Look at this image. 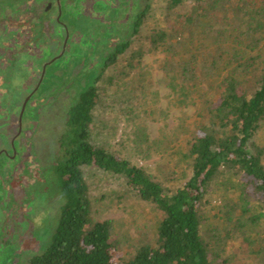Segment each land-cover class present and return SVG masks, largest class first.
Returning <instances> with one entry per match:
<instances>
[{
	"label": "trees",
	"instance_id": "obj_1",
	"mask_svg": "<svg viewBox=\"0 0 264 264\" xmlns=\"http://www.w3.org/2000/svg\"><path fill=\"white\" fill-rule=\"evenodd\" d=\"M36 1L38 7L29 0L34 12L25 5L18 8L23 16L37 17L39 11L40 15L45 12L39 7L44 0ZM15 12L0 15L8 23L3 29L0 25V41L8 29L16 27V20L19 27L30 23L16 19ZM148 13L146 7L137 15L130 40L99 58L102 72L79 91L68 108L56 161L46 171L62 198L58 218L49 239L26 264H232L230 256L222 258L213 244L204 241L201 230L207 194L225 171L244 178L243 190L258 199L263 211L247 221H234L232 213L226 212V232L233 240L247 243L256 264H264V246L259 250L264 238L255 228L264 220L263 148L255 144L264 122V0H167L164 26L149 28L143 37ZM193 29L199 30L198 34ZM15 32L7 34L13 38ZM39 36L44 42L45 33L36 40ZM137 40L139 46L148 43L165 53L160 66L163 75L172 79L169 85L199 92L204 104L206 115L199 114L204 121H199L200 129L187 138L183 157L190 172L180 186L155 179L143 166L93 141L100 99L96 82L101 81L106 67L115 68L122 58L123 71L135 67V61L143 56L140 47H132ZM113 72V79L119 80ZM113 79L105 84H116ZM87 168L118 176L132 195L163 213L154 244L140 245L128 255L116 254L110 240L112 221L93 216ZM243 200L246 203L247 199ZM0 202L6 201L1 198ZM228 206L231 211L236 208L232 203ZM245 211L249 208L242 206L241 212Z\"/></svg>",
	"mask_w": 264,
	"mask_h": 264
},
{
	"label": "rangeland",
	"instance_id": "obj_2",
	"mask_svg": "<svg viewBox=\"0 0 264 264\" xmlns=\"http://www.w3.org/2000/svg\"><path fill=\"white\" fill-rule=\"evenodd\" d=\"M26 1L0 0V15H12L16 11L18 13L15 12L13 16L18 15L16 19L26 21L29 16L27 14V16H23L21 9H18L23 8ZM65 1L73 2L79 6V13L73 12V16L79 22L78 25L85 26L82 28L83 32L88 29L91 30L92 26L97 25L98 20H102L100 21V30L97 34L93 33L94 35L91 37L94 40L92 47L95 48V52L92 53V50L89 49L87 54L79 57L80 47L87 45L88 36L80 32L74 37H77L78 41L74 39L76 42L72 43L73 57L69 58V74H67L68 78L73 80L64 84L51 99L39 101L40 106L38 108H36L37 102L35 105L31 104V113L28 114L27 111L24 116V119L30 122L27 128L31 130L28 131L26 137L30 133L31 147L35 149L36 155L34 152L33 154L42 164V169H46V171L50 170V166L56 161L58 137L64 130L68 108L77 99L79 91L86 84L92 82L94 78L96 79L100 71L102 72L100 61L97 64L102 55L98 56L102 51L105 50L104 56L107 57L115 50L116 45L130 40L133 31L132 23L146 7L149 9V13L145 17V29L141 33L143 37L148 33L149 28H161L167 20V0ZM26 10L32 11V7L26 6ZM4 21L0 19L2 29L4 23H7ZM38 21L39 18L33 16L30 23L38 25ZM12 22L14 21L12 20ZM17 23L19 21L16 20V27L7 28L6 34L13 33L12 30L19 27ZM54 24L53 21L52 28L53 31H56ZM24 25L21 24L19 30H15L14 38H9L7 47H2L4 40L0 41V58L10 55V62L12 61V45L17 43L16 38L22 33L27 36V45L32 47L38 30L44 33L49 32V28L45 24L33 26L31 29L24 27ZM197 31L199 30L194 31L193 29L194 34H198ZM66 33L64 31L59 38L54 34L50 40L51 45L53 44L52 47L56 45L59 48ZM71 39L73 40V37ZM42 45L40 43L39 48L32 49V60L40 52ZM132 47L135 49L140 47L143 50V56L135 61V67L130 72L126 69L123 71L121 64L124 60L122 58L115 68L113 66L106 67L101 81L96 82V85L99 84L100 99L94 114L93 141L105 145L115 152L117 151L131 163L143 166L155 179L172 187L180 186L188 178L190 172L189 162L183 157L187 147V138L200 129L199 121H204L200 120L204 118H200L199 114L206 115L204 104H201L199 92L187 91L181 85L180 87L169 85L172 79H167L163 75L160 66L165 57L164 52H160L154 45L148 43L139 46L138 40ZM2 61L3 59H0V64ZM24 64L28 66L26 60L17 64L18 68L21 69L18 73L23 78L29 72L33 74L35 71V69H29ZM172 65L174 66V64ZM13 68L15 67L13 66L12 70ZM89 70H92L91 73L86 74ZM59 72L57 71V74ZM112 72L118 76L119 80L113 79ZM216 77L218 78V76ZM112 79L114 83L117 81L116 84H108V82L105 84V81ZM15 82L16 79H13L11 89ZM36 82L37 80L33 81L32 84ZM129 83L134 85L131 86ZM39 90L36 97L44 93V91ZM36 110L40 111L38 117H34ZM11 117L16 120L18 111L13 112ZM1 130L2 127H0V133ZM5 133L6 136L11 137L15 132L14 130H6ZM255 144L263 148L264 163V122L255 136ZM2 147L6 148V146H2L1 142L0 148ZM5 165L9 167L6 171H9L11 164L6 161L0 163L1 167H5ZM85 178L89 187L94 218L112 221L110 240L114 243L116 254L128 255L140 245L156 242L157 228L163 216L161 211L151 203L132 195L118 176L103 173L94 168H87ZM6 180L7 178H3L1 181L2 184L5 182L4 191L0 194L4 202L9 197ZM243 180V177L231 171L222 172L217 176L207 194V202L203 207L204 219L201 230L204 241L213 244L222 258L230 256L232 264H256L249 252L247 243L233 240L226 232L229 223L225 219V214L228 211L232 213L234 221L238 218L247 221L254 213L261 212L263 214V211H260L262 206H260L258 199L253 194L243 190ZM40 181L37 180L38 185ZM53 186L52 181L47 180L44 183L43 191L38 189L39 192L36 193L37 202L32 210L31 207L25 205L23 210H17L15 206H13L15 209L11 210L5 203L0 205V226L2 224L7 225V231L2 233V229H0L2 233L0 235V264H26L27 260L38 253L41 250V245L49 239L55 229V220L58 218L62 203L61 195ZM41 193H43V198L39 202V194ZM243 199H247L246 203ZM230 203L235 204L234 211H231L228 206ZM242 206L249 208V211L242 213ZM234 221L231 222L234 223ZM38 226L43 228L42 238L27 243V240L33 238V232ZM255 228H258L259 234L264 238L263 219H260ZM263 246L264 240L263 244L259 246V250ZM2 251L3 253H1ZM222 260L220 258L219 262Z\"/></svg>",
	"mask_w": 264,
	"mask_h": 264
},
{
	"label": "flooded vegetation",
	"instance_id": "obj_3",
	"mask_svg": "<svg viewBox=\"0 0 264 264\" xmlns=\"http://www.w3.org/2000/svg\"><path fill=\"white\" fill-rule=\"evenodd\" d=\"M34 1V3H30L35 7H38V1ZM30 3L29 0H27L25 2V7L31 6L32 11L34 12V7ZM39 7H42L45 12L40 15L41 12L39 11V16L36 15L37 18H39L38 25L45 24L46 27L49 28V32H45L46 39H44V42L41 41V36H39V39H35L32 47H30L27 45V36L25 33H22L16 38L17 43L12 45V61L10 62V55L0 58L3 59L2 63L0 64V127H2L0 140H2V146L4 145L7 148V150L5 147L0 148V160L1 162L6 161L7 163L9 162L11 164L9 171H6V169L9 168L6 167V165L5 167L3 166L4 168L0 166V183L3 178H7L8 181L6 180V184L8 185L7 193L9 197L8 200L5 199V204L8 205L11 210L13 208L15 209V207L17 210H23L24 205L29 208L31 207L32 210L35 203L37 202L36 193H38L39 190L43 191L44 183H46L48 180L46 169H42V164L39 162V160H37L38 158H35L33 154V152L35 153V149L31 147L32 143L30 133L29 136L26 137V134H28V131L30 130V128H27L30 122L26 121L24 116L26 115L27 111L28 114L31 113V104L35 105L37 102L36 108H38L40 106L39 101L42 99H51L53 96H55L56 92L59 91L61 87H63L64 84L70 83V81L73 80L70 77L68 78L67 74H69V58L73 57L72 43L78 41V38L74 37L79 35L80 32H82L83 35L88 36V43L86 46H81L78 44L81 46L80 53L78 54L79 57H83L85 53L87 54L89 49L92 50V53L95 52V48L92 47L94 40H92L91 37L94 34H97V32L100 30V21L102 20H98L97 25L92 26L91 30L88 29L83 32L82 28L85 26L82 27L80 24L78 25L79 22L77 21L76 17L73 16V12L79 13V6H76L73 2L65 0H44V3L39 4ZM28 16V20L30 21L33 18V15ZM53 21L55 22L54 29L56 31H53L52 28ZM38 25H32L31 23H28L25 26L31 29L33 26ZM19 28L15 30H19ZM15 30L13 29L12 31L14 32ZM64 31L67 33L65 35V39L61 41L60 47L57 48L56 45L52 47L53 44L51 45L50 40L53 35L55 34V36L59 38L61 37V34L64 33ZM42 33L44 32L38 30L36 37ZM7 35L8 34H5L2 38V40L5 41L2 44V47H7L9 38L12 39L10 35ZM72 37L73 40L71 39ZM74 39L76 41H74ZM40 43L43 44L40 48V52L37 53L35 59L32 60V49L34 50L35 48H39ZM66 51H68V53H66ZM104 54L105 50H103L98 57L101 55L104 56ZM24 60L27 61L28 65L26 66L24 64V66L28 67L29 69L33 68L35 71L33 74H30L29 72V74L23 78V76L18 73L21 69L18 68L17 64L24 62ZM98 63L99 62H97V64ZM13 66L15 68L12 70ZM86 66H89V64H86ZM47 69H49V71H47ZM57 71H60L59 74H57ZM91 71L89 70L86 74H90ZM13 79H16V82L11 89V82ZM23 79L25 80L24 82ZM31 80L32 82L37 80V82L32 84ZM22 82L24 83L23 86L21 85ZM39 89L42 90V92L44 91V93H41L36 97V93ZM16 110L18 111V117L15 120L11 116H13V112ZM39 113L40 111L36 110L34 117H38ZM6 130H14L15 133H13L11 137L6 136ZM24 139L25 142H23ZM16 146L18 147L16 148ZM36 177L37 180H41L39 185ZM4 186L5 182H3V184L1 183L0 194H2L4 191ZM39 196L40 197L38 201L40 202V200L43 198V193L39 194ZM0 227L3 233L6 230L7 225L2 224ZM42 232L43 228L38 226L33 232V238L27 240L26 242L31 243L35 239L40 240L42 238ZM2 233L0 230V235ZM1 253H3V251Z\"/></svg>",
	"mask_w": 264,
	"mask_h": 264
}]
</instances>
